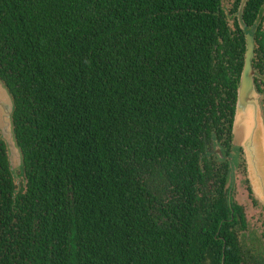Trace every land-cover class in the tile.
<instances>
[{
    "label": "trees",
    "instance_id": "1",
    "mask_svg": "<svg viewBox=\"0 0 264 264\" xmlns=\"http://www.w3.org/2000/svg\"><path fill=\"white\" fill-rule=\"evenodd\" d=\"M241 1L0 0V264H264L234 195ZM244 20L264 95V0Z\"/></svg>",
    "mask_w": 264,
    "mask_h": 264
},
{
    "label": "water",
    "instance_id": "2",
    "mask_svg": "<svg viewBox=\"0 0 264 264\" xmlns=\"http://www.w3.org/2000/svg\"><path fill=\"white\" fill-rule=\"evenodd\" d=\"M248 1L242 0L238 11L239 22L246 31L247 49L238 87L232 142L234 146L242 148L252 191L257 200L264 205V111L261 102L262 96L255 83L256 70L253 66L255 55L254 29L249 27L244 20V11ZM14 109L13 96L0 78V131L7 143L10 166L15 173L22 167L23 157L15 139ZM218 151L223 155L220 149Z\"/></svg>",
    "mask_w": 264,
    "mask_h": 264
},
{
    "label": "rangeland",
    "instance_id": "3",
    "mask_svg": "<svg viewBox=\"0 0 264 264\" xmlns=\"http://www.w3.org/2000/svg\"><path fill=\"white\" fill-rule=\"evenodd\" d=\"M233 2L234 0H224V7L229 11ZM261 102L264 111V98H262ZM241 160L243 165L240 167L237 163L234 170V195L236 200L244 206L248 221V227L245 230L240 231V237L244 242L245 249L253 250V253L254 251H262L264 247H261V245H264V205L257 200L253 193L256 198L255 200L249 190V185L251 186V184L248 177L244 154ZM16 178L20 183L21 177L17 176ZM254 249H259V251Z\"/></svg>",
    "mask_w": 264,
    "mask_h": 264
},
{
    "label": "flooded vegetation",
    "instance_id": "4",
    "mask_svg": "<svg viewBox=\"0 0 264 264\" xmlns=\"http://www.w3.org/2000/svg\"><path fill=\"white\" fill-rule=\"evenodd\" d=\"M261 96H262V97H261V100H262V98H264V95L261 93Z\"/></svg>",
    "mask_w": 264,
    "mask_h": 264
}]
</instances>
